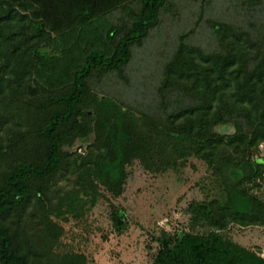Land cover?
<instances>
[{
    "label": "trees",
    "instance_id": "trees-1",
    "mask_svg": "<svg viewBox=\"0 0 264 264\" xmlns=\"http://www.w3.org/2000/svg\"><path fill=\"white\" fill-rule=\"evenodd\" d=\"M168 1L136 0L130 21L107 31L108 49L74 42L59 54L48 51L56 38L44 19L0 1V264H88L83 253L55 250L57 220L84 217L106 197L102 188L120 196L134 160L166 171L192 156L216 175L224 165L251 171L220 197L192 202L194 230L166 234L152 264H264L261 252L221 234L233 224L264 227V200L248 185L264 168L254 157L264 141V23L214 21L212 49L182 34L150 113L92 86L123 74ZM223 124L235 131L219 132ZM91 135L86 147L66 148ZM123 216L111 212L114 230Z\"/></svg>",
    "mask_w": 264,
    "mask_h": 264
},
{
    "label": "rangeland",
    "instance_id": "rangeland-1",
    "mask_svg": "<svg viewBox=\"0 0 264 264\" xmlns=\"http://www.w3.org/2000/svg\"><path fill=\"white\" fill-rule=\"evenodd\" d=\"M8 1L47 22L56 38L48 51L54 50L57 54L74 42L82 43L83 50L108 49L105 45L107 31L128 23L129 9L137 8L136 0ZM84 12L89 16H84ZM214 21L244 26L249 22L263 24L264 0H169L155 27L141 43L134 44L123 74L110 73L93 81L94 90L99 97L110 96L137 114L150 113L159 101L156 90L162 80L163 67L177 48L180 36L190 34L188 41L212 49L216 44L211 27ZM216 129L225 134L235 131L234 126L225 124ZM91 142L92 135L66 148L75 150ZM254 157L264 160V141L254 151ZM261 170V177L248 185L255 186L251 191L264 200V168ZM222 171L216 175L213 167L196 156L181 160L166 171L148 170L139 160H134L127 166L128 176L120 196L115 197L102 188L106 197L100 198L84 217L57 220L64 232L55 250L83 253L88 264H152L166 234L194 230L193 214L189 210L192 202L220 197L223 190L251 169L248 165L241 168L224 165ZM118 209L125 213L121 231L114 230L111 220V212ZM195 230L203 232L204 229L198 226ZM221 234L264 256V227L233 224Z\"/></svg>",
    "mask_w": 264,
    "mask_h": 264
}]
</instances>
